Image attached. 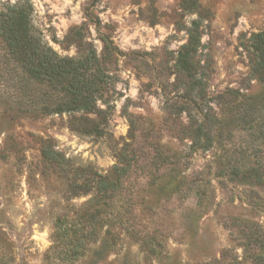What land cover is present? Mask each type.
<instances>
[{
    "label": "rangeland",
    "instance_id": "obj_1",
    "mask_svg": "<svg viewBox=\"0 0 264 264\" xmlns=\"http://www.w3.org/2000/svg\"><path fill=\"white\" fill-rule=\"evenodd\" d=\"M28 1L48 47L94 55L112 84L94 136L73 130L82 113L41 112L40 87L0 78V264H264V83L240 46L264 30V0ZM193 20L202 98L176 67ZM80 168L114 181L111 198L73 196Z\"/></svg>",
    "mask_w": 264,
    "mask_h": 264
},
{
    "label": "trees",
    "instance_id": "obj_2",
    "mask_svg": "<svg viewBox=\"0 0 264 264\" xmlns=\"http://www.w3.org/2000/svg\"><path fill=\"white\" fill-rule=\"evenodd\" d=\"M196 9L194 0L191 11ZM32 14L33 7L28 0L4 2L0 7V78L10 81L18 90H23L28 84L40 87L41 95L51 102L41 107V112L46 115L82 113L83 127L73 130L101 136L107 113L96 103L102 97L101 92L112 84V77L100 68V60L94 55L79 60L59 57L42 41L40 33L32 25ZM200 24V20H193L187 29L188 41L178 53L176 67L187 78L193 79V87L199 88L202 98L203 75L196 77L199 62L195 61L201 47ZM240 46L248 55L250 77L264 83V30L249 37L243 35ZM19 112L29 110L20 109ZM89 115L95 118L91 119ZM195 134L197 139L206 135L204 124L198 125ZM41 154L45 162L58 168L71 167V162L55 151L51 144H43ZM121 170L115 168V172ZM80 172L87 177L73 182V196L87 194L94 189L104 199L111 198L116 190L114 181L106 175H97L91 169L80 168ZM246 174L248 178L256 179V184H262V174L257 170L251 169ZM80 180L83 182L78 183Z\"/></svg>",
    "mask_w": 264,
    "mask_h": 264
}]
</instances>
